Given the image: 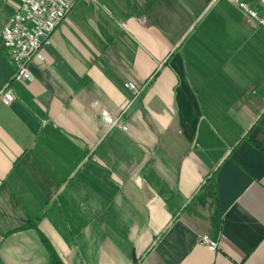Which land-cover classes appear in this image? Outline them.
Masks as SVG:
<instances>
[{"label":"crops","instance_id":"crops-1","mask_svg":"<svg viewBox=\"0 0 264 264\" xmlns=\"http://www.w3.org/2000/svg\"><path fill=\"white\" fill-rule=\"evenodd\" d=\"M38 54L0 103L3 264H46L37 231L64 264H264V29L229 0H77Z\"/></svg>","mask_w":264,"mask_h":264},{"label":"built area","instance_id":"built-area-1","mask_svg":"<svg viewBox=\"0 0 264 264\" xmlns=\"http://www.w3.org/2000/svg\"><path fill=\"white\" fill-rule=\"evenodd\" d=\"M77 0H16V7L7 19L6 26L0 31V43L7 52L12 72L0 88V103L8 105L13 98L9 81H29L31 74L28 63L33 56L49 44L50 34ZM254 24L264 29V0H229ZM259 11H262L260 13ZM123 86L136 96L141 86L124 81ZM116 121V122H115ZM118 123V119L112 123ZM121 129L125 126L118 125ZM205 242L213 247L214 243Z\"/></svg>","mask_w":264,"mask_h":264},{"label":"trees","instance_id":"trees-1","mask_svg":"<svg viewBox=\"0 0 264 264\" xmlns=\"http://www.w3.org/2000/svg\"><path fill=\"white\" fill-rule=\"evenodd\" d=\"M26 226L33 227L34 224L32 223V221H30L29 223H27ZM37 235L46 252V256H47L46 264H64L62 260L59 258V256L57 255V253L55 252L54 248L49 243V241L39 231H37ZM0 264H3V263L0 261Z\"/></svg>","mask_w":264,"mask_h":264}]
</instances>
